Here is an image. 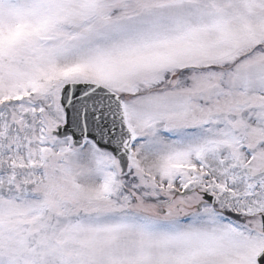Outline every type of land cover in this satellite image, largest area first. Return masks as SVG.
Listing matches in <instances>:
<instances>
[{
  "label": "snow or ice",
  "instance_id": "1",
  "mask_svg": "<svg viewBox=\"0 0 264 264\" xmlns=\"http://www.w3.org/2000/svg\"><path fill=\"white\" fill-rule=\"evenodd\" d=\"M0 264H264V0H0Z\"/></svg>",
  "mask_w": 264,
  "mask_h": 264
}]
</instances>
